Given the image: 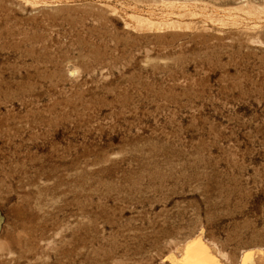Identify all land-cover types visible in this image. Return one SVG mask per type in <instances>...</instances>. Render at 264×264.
Returning <instances> with one entry per match:
<instances>
[{"label":"rangeland","instance_id":"1","mask_svg":"<svg viewBox=\"0 0 264 264\" xmlns=\"http://www.w3.org/2000/svg\"><path fill=\"white\" fill-rule=\"evenodd\" d=\"M263 205L264 0H0V264H239Z\"/></svg>","mask_w":264,"mask_h":264},{"label":"bare ground","instance_id":"2","mask_svg":"<svg viewBox=\"0 0 264 264\" xmlns=\"http://www.w3.org/2000/svg\"><path fill=\"white\" fill-rule=\"evenodd\" d=\"M258 236H261V234ZM181 262H183L184 264H215L213 259L207 256L206 247L199 239L195 240L192 244L186 245L184 247ZM227 263L230 264V262ZM239 264H264V253H244Z\"/></svg>","mask_w":264,"mask_h":264}]
</instances>
